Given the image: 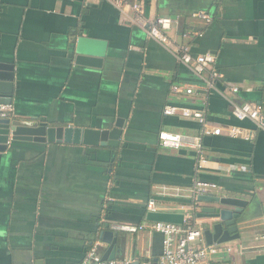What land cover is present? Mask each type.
<instances>
[{
  "label": "crops",
  "instance_id": "0c3cea01",
  "mask_svg": "<svg viewBox=\"0 0 264 264\" xmlns=\"http://www.w3.org/2000/svg\"><path fill=\"white\" fill-rule=\"evenodd\" d=\"M127 1L140 3L148 19L169 17L168 38L192 56L213 55L219 77L195 76L110 0H0V73L13 79L11 119L122 126L117 147L10 141L0 152V264H80L106 224L129 229L118 232L117 259L159 264L162 236L140 229L153 222L146 205L154 200L156 213L181 216L194 207L202 228L209 220L198 217L196 180L215 185L208 195L247 202L239 239L219 245L243 251L202 264H264V130L233 114L245 102L264 113V0ZM81 37L95 43L94 53L76 54ZM165 106L178 110L164 115ZM184 108L222 135H203L195 119L181 116ZM229 127L241 135L229 137ZM163 131L180 135L183 146L160 147ZM105 250L100 243V257Z\"/></svg>",
  "mask_w": 264,
  "mask_h": 264
},
{
  "label": "built area",
  "instance_id": "2783aa9c",
  "mask_svg": "<svg viewBox=\"0 0 264 264\" xmlns=\"http://www.w3.org/2000/svg\"><path fill=\"white\" fill-rule=\"evenodd\" d=\"M112 5L120 10L122 13H132L131 21L136 26L143 29L146 34L153 40L157 41L161 45L165 46L177 60L190 68L191 72L197 76L202 77L205 73H210L212 80L219 77L217 72L213 69L215 58L210 54H200L192 56L188 45L175 44L168 38V32L171 29L172 20L169 17H155L148 19L145 16L144 7L140 3H129L127 0H110ZM198 17H201L206 22H210V19L203 13H199ZM208 87H212V83L207 82ZM179 93L180 89H173ZM231 92L236 93L235 87L230 89ZM186 95L192 94V89L187 87L185 89ZM177 108L173 106H165L163 109L164 115H174L177 112ZM13 109L11 104H0V119H11ZM180 114L184 118L195 119L203 129V135L205 136H220L222 135V129L206 128V121L203 114L199 111L191 109H180ZM234 117L238 121H250L258 129L264 130V113L262 107L256 103H241L237 105L234 110ZM227 135L232 138H237L241 135V130L237 127H229L226 129ZM159 145L162 148L179 149L183 146L180 135L160 132L158 135ZM197 149L199 164L203 162L204 158L201 155L200 144L194 146ZM216 187L213 184L196 180L194 182L191 194L194 199L201 195H208L215 190ZM156 203L154 200H150L147 205V211L150 213H156ZM194 207L185 211L182 216L180 224L167 223V222H150L144 227L149 233H156L162 236V253L158 258L159 264H202L210 255L215 253H240L243 248L240 246H224V249L219 248V245H206L203 238V229L193 221ZM264 240V234L260 237ZM224 245V244H223ZM100 242L92 244L86 252L84 258L80 264H134L135 261L130 259H115L111 261H102L98 250ZM218 247V248H216ZM138 264H151L150 262H138Z\"/></svg>",
  "mask_w": 264,
  "mask_h": 264
},
{
  "label": "water",
  "instance_id": "95a60500",
  "mask_svg": "<svg viewBox=\"0 0 264 264\" xmlns=\"http://www.w3.org/2000/svg\"><path fill=\"white\" fill-rule=\"evenodd\" d=\"M95 48V43L82 37L75 43L78 55L94 53ZM12 81L11 74L0 73V104H11ZM121 134L122 126L119 122L109 131H96L74 126H48L36 118L23 121L0 119V152L7 148L10 141L117 147ZM196 202L203 205L199 209L198 217L209 220L202 227L206 245H223L239 239L237 223L243 218V209L247 202L218 195H201L196 198ZM148 218L153 222L180 224L182 221L181 215L164 213H150ZM128 230L118 225L104 226L99 234V242L106 246L102 261L118 258V232Z\"/></svg>",
  "mask_w": 264,
  "mask_h": 264
}]
</instances>
